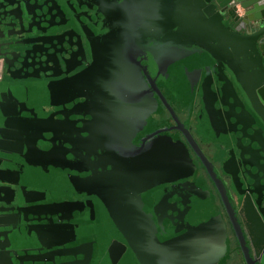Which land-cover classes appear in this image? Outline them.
Wrapping results in <instances>:
<instances>
[{
  "label": "water",
  "instance_id": "1",
  "mask_svg": "<svg viewBox=\"0 0 264 264\" xmlns=\"http://www.w3.org/2000/svg\"><path fill=\"white\" fill-rule=\"evenodd\" d=\"M6 1L13 3L17 12L22 11L18 5L22 0ZM113 6V16H118L120 21L119 32L96 43L97 50L87 67L94 101L89 135L82 139L49 135L46 147L38 145L31 135L21 139V148L15 150L12 146L15 142L6 132L11 125L6 123L0 127V264L42 261L75 264L74 259L51 260L52 255L70 253L67 248L39 251V246L30 244L45 238L50 246L57 229L63 227L59 219L69 211L68 205L81 202L56 199L52 193L79 196L78 192L90 189L105 194V186L101 181L95 183V179L92 184L69 180L51 169L81 168L88 171L86 174L117 183V202L112 206L116 210L113 231L93 238L95 256H98L95 264H107L109 257L108 264H153L148 258H161L163 252L159 247L155 252L153 246L161 240L153 216L155 211L166 215L171 210L168 199L171 193L184 199L181 195L187 192L185 199L197 208L203 205L204 209L210 194L204 182L197 178L194 163L180 140L158 134L139 145L132 142L135 131L151 109L147 104L146 83L136 64L137 50L142 49L150 66V58L166 63L185 54L211 52L201 66L199 79L201 111L207 115L206 122H210L214 113L215 94L228 113L231 111L241 125L249 126L247 144L251 164L257 166L264 162V0H113ZM171 51L174 52L166 58ZM203 76L205 89L201 82ZM209 78L215 81V93L211 92ZM140 89L144 93L139 98L143 104L136 106L127 102L131 101L130 91L140 92ZM122 100H127V105ZM242 102L251 110V122L244 119ZM168 108L172 112L169 105ZM233 171L236 177V169ZM111 189L113 193V185ZM64 205L67 209L58 211ZM233 224L242 245L234 219ZM220 226L224 231L222 223ZM79 239L80 245H90L92 241H86L85 237ZM23 249L37 251L17 252ZM87 250L90 252V248ZM79 252L82 255L78 261L86 264V253Z\"/></svg>",
  "mask_w": 264,
  "mask_h": 264
},
{
  "label": "flooded vegetation",
  "instance_id": "2",
  "mask_svg": "<svg viewBox=\"0 0 264 264\" xmlns=\"http://www.w3.org/2000/svg\"><path fill=\"white\" fill-rule=\"evenodd\" d=\"M18 5L22 11L17 12L13 3L0 0V127L6 123L11 125L12 128L6 132L15 142L12 145L15 150L21 148V139H28L27 136L31 135L41 147L47 146L45 143L49 142L46 140L49 135L82 139L91 131V107L94 106L91 79L87 72L91 55L97 50L96 43L100 39L116 34L120 28L118 16H113V0H22ZM116 27L117 31H113ZM210 55L209 51L194 52L166 63L150 58V66L142 49L137 50L136 64L145 80L147 104L151 109L135 131L132 142L139 145L158 134L180 140L194 163L197 178L204 182L210 194L214 212L223 222L224 232L226 224L230 227L229 249L214 264H247L248 261L264 264V222L251 201L255 197L264 200V182L259 178V172L264 173V162L257 163V166L251 164L247 144L249 126L241 125L231 111L228 113L215 94L214 113L210 122H206L207 115L201 111L199 79L201 66ZM220 68L223 69L221 65ZM225 73L229 77L227 71ZM209 81L211 92L215 93V81L212 78ZM201 82L205 89V76ZM232 85L241 99L238 88L234 83ZM180 86L185 87L186 91H181ZM143 95L142 89L140 92L131 90V101L122 102L124 105H127V101L141 106L143 102L139 98ZM179 95H191L186 102L187 115L183 119L175 113L176 97ZM242 106L244 119L251 122V110L244 102ZM233 169H236V177L233 176ZM51 171L69 180L90 184L94 179L95 183L101 181L106 193H94L90 189L78 192L79 196L67 192L61 196L52 193L56 199H79L81 202L68 205L69 211L64 210L65 217L59 219L63 227L57 229L50 246L45 238L30 245L39 246V251L63 248L71 251L52 255L54 262L74 259L75 264H80L78 259L82 253L79 251H84L86 264H95L98 256H95L97 251L93 238L111 234L114 226L110 229L111 223L104 222L102 229L96 231V214L94 221L88 220L87 216L89 211L96 213V209H115L112 206L117 202V183L106 177L86 174L88 171L81 168ZM251 184L255 187L252 192L258 190L254 192L255 196H250L248 192L247 185L251 187ZM112 185L116 195L111 191ZM91 199L107 200L91 202ZM67 208L64 205L57 209ZM233 219L239 228L242 245ZM79 237L92 240L91 244L80 245ZM114 250L117 253L116 247ZM30 251L37 250L23 249L17 252ZM109 260L111 257L107 259V264Z\"/></svg>",
  "mask_w": 264,
  "mask_h": 264
},
{
  "label": "rangeland",
  "instance_id": "3",
  "mask_svg": "<svg viewBox=\"0 0 264 264\" xmlns=\"http://www.w3.org/2000/svg\"><path fill=\"white\" fill-rule=\"evenodd\" d=\"M183 86H180L179 89L185 92L186 88ZM190 96L191 95H179L176 97L175 113L181 119L185 118L187 115L186 109L188 106L186 102ZM179 100L182 101V103L179 102ZM259 173L260 180L264 182V179H262L264 173ZM247 188L250 196L251 194L255 196L254 192H258V190L252 192L255 188H253V185L251 187L247 185ZM187 195L189 194L184 192V194L181 195L184 199H180L179 196L171 193L168 196L169 201L172 203L171 210L169 209L170 211H168L166 215L157 214L158 211L154 212L153 220L155 221V230L158 231L161 240L159 245L158 242L155 241L153 246L155 247V252L156 248L159 247L163 253L161 258L156 256L148 258V261L153 260V264H209L220 259L224 255L225 250L229 249L228 241L231 239L230 227L228 228V224H226V233L222 230L220 224L222 223L223 225V222L218 214L220 218L213 214L215 209L212 207V200H207L204 209L203 205H198L197 208L189 199H185L188 197ZM240 200L241 199H239V203ZM251 201L259 211L264 222V200L256 199L255 197V199H251ZM89 212L90 214L87 216L88 220L91 219L94 221V215L96 214L97 221H94V230H101V226L104 222L111 223L110 229L114 226L113 223L116 218L115 209L101 208L96 209V213H94L95 211ZM77 222L78 221H75V223ZM223 232L225 234H223ZM227 232L230 234L227 235ZM151 243L148 245H151ZM212 251H214V253H212ZM190 258L191 262H189Z\"/></svg>",
  "mask_w": 264,
  "mask_h": 264
},
{
  "label": "crops",
  "instance_id": "4",
  "mask_svg": "<svg viewBox=\"0 0 264 264\" xmlns=\"http://www.w3.org/2000/svg\"><path fill=\"white\" fill-rule=\"evenodd\" d=\"M216 261H213L212 263H209V264H214Z\"/></svg>",
  "mask_w": 264,
  "mask_h": 264
}]
</instances>
